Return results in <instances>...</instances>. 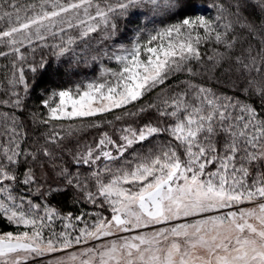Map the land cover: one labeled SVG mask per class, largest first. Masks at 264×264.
<instances>
[{
    "label": "snow or ice",
    "instance_id": "snow-or-ice-1",
    "mask_svg": "<svg viewBox=\"0 0 264 264\" xmlns=\"http://www.w3.org/2000/svg\"><path fill=\"white\" fill-rule=\"evenodd\" d=\"M0 59V264H264V0H0Z\"/></svg>",
    "mask_w": 264,
    "mask_h": 264
},
{
    "label": "trees",
    "instance_id": "trees-1",
    "mask_svg": "<svg viewBox=\"0 0 264 264\" xmlns=\"http://www.w3.org/2000/svg\"><path fill=\"white\" fill-rule=\"evenodd\" d=\"M205 3H207V0H205ZM210 9L205 10V14H211ZM6 63V61H3L0 59V80L4 78L5 73L7 72V69L3 67V65ZM97 74V68L92 69H82L81 72L78 74L77 78H92ZM64 79L63 69L58 68L55 63L52 64L51 68L49 69V73H45L40 80V83L37 85L36 90L33 92V98H35L38 93L39 89L43 87H50L52 86L56 81ZM5 225L0 224V230H4Z\"/></svg>",
    "mask_w": 264,
    "mask_h": 264
}]
</instances>
